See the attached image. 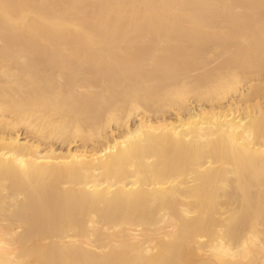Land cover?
Listing matches in <instances>:
<instances>
[{
  "label": "bare ground",
  "instance_id": "6f19581e",
  "mask_svg": "<svg viewBox=\"0 0 264 264\" xmlns=\"http://www.w3.org/2000/svg\"><path fill=\"white\" fill-rule=\"evenodd\" d=\"M261 99L264 0H0V264H264Z\"/></svg>",
  "mask_w": 264,
  "mask_h": 264
},
{
  "label": "rangeland",
  "instance_id": "374dc122",
  "mask_svg": "<svg viewBox=\"0 0 264 264\" xmlns=\"http://www.w3.org/2000/svg\"><path fill=\"white\" fill-rule=\"evenodd\" d=\"M191 101V100H190ZM191 103V102H190ZM260 105H262V107H263V109H264V99H261L260 100ZM192 107H194V105L193 104H189V106H188V108L190 109H194V108H192ZM149 116H151V117H147L146 119H148V120H150L151 122H152V124L153 123H156V122H161V121H163V122H165V123H174L175 124V122H176V119H175V110H173V109H170V111L168 110V108H166V110H165V113L163 114V115H165V116H156V115H153V114H148ZM141 115H138L137 117H140ZM136 117V119H135V117L132 119V121H131V123H130V125H131V128L133 127V126H135V125H137V118ZM7 118V117H6ZM134 119H135V121H134ZM154 120V121H153ZM115 125L112 123L111 125H110V127H109V129H106L107 131H106V134L107 135H109V132H111L112 130H113V132H116V131H114L115 130V127H114ZM22 128V127H21ZM18 129V131H17V133L16 132H11V134L9 135V133H4V132H2V131H0V137L2 136V135H5V136H7L8 135V137L9 136H16L17 134L19 135V139H20V141L22 142V143H24V142H29V143H36V140L34 139L33 140V138L31 137V136H28L27 134H25L26 133V131L24 130V128H22V129ZM108 132V133H107ZM124 131H121V132H116L115 133V138L114 139H109V141H108V143L106 142V140H102V138L100 137V139H99V135H97L96 133L94 134V135H92V137L90 138L91 140H81V138H80V136L79 137H77L76 139H74V141H71L70 143H65V144H60V143H55L53 146V148L56 150V152H59V153H61V154H63V155H65V154H72V153H87V154H99L100 152H102V151H104V149H106L107 148V145L108 144H113V142L114 141H119V140H122V139H124V137H125V132L123 133ZM117 134V135H116ZM119 134H120V136H119ZM97 135V136H96ZM97 137V138H96ZM80 138V139H79ZM97 139V140H96ZM99 139V140H98ZM114 140V141H113ZM82 141V142H81ZM83 141H85V142H83ZM92 141V142H91ZM105 141V142H104ZM112 143H111V142ZM74 142V143H73ZM97 142V143H96ZM103 142V143H102ZM101 143V144H100ZM63 145V146H62ZM66 147H65V146ZM69 146H71L70 148H69ZM63 148V149H62ZM49 149L47 148V146H43V151L45 152V151H48Z\"/></svg>",
  "mask_w": 264,
  "mask_h": 264
}]
</instances>
